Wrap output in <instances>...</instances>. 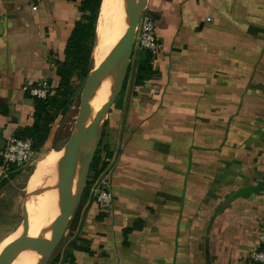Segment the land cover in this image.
<instances>
[{"label":"crops","instance_id":"crops-1","mask_svg":"<svg viewBox=\"0 0 264 264\" xmlns=\"http://www.w3.org/2000/svg\"><path fill=\"white\" fill-rule=\"evenodd\" d=\"M81 1L0 0V150L34 123L26 87H57ZM147 11L155 74L137 85V59L100 138L112 155L113 208L81 201L77 248L61 264H258L264 0H149ZM57 121L36 153L66 146ZM51 210L32 219L33 234Z\"/></svg>","mask_w":264,"mask_h":264},{"label":"water","instance_id":"water-1","mask_svg":"<svg viewBox=\"0 0 264 264\" xmlns=\"http://www.w3.org/2000/svg\"><path fill=\"white\" fill-rule=\"evenodd\" d=\"M148 1L131 0L130 19L119 38L117 49L98 76L90 78L88 74L82 91V108L76 119L73 133L66 144L68 158L62 177L63 208L60 215L52 223L40 226L34 235L30 225V215L28 212L25 213L22 225L4 242L0 249V264H6L14 245L28 237L50 241L48 252L37 262V264H48L63 239L82 201L96 152L88 154L83 146L91 135L99 133L101 138L110 109L124 89L135 52L137 26L142 14L147 11ZM104 79L110 83V95L102 103L95 116L91 118L86 104L87 92ZM56 140L57 137H54L53 149H55Z\"/></svg>","mask_w":264,"mask_h":264},{"label":"trees","instance_id":"trees-1","mask_svg":"<svg viewBox=\"0 0 264 264\" xmlns=\"http://www.w3.org/2000/svg\"><path fill=\"white\" fill-rule=\"evenodd\" d=\"M101 4L102 0L81 1L79 6L80 16L67 41L64 52L65 59L56 63V74L59 77L58 85L55 89L50 90L46 99L33 98L35 107L34 123L32 127L24 128L17 133L16 138H31L34 144V151L36 152H39L46 145L52 130L51 125L58 118H63L68 114L77 91L82 88L88 74L91 73V58L96 42ZM154 56L149 51H140L138 54L136 67L137 85L145 84L155 74L153 67ZM111 156L107 146L103 144L101 139L93 158L91 170L99 173V171L105 169ZM13 177L14 175L11 176V178ZM9 180H4L3 184ZM90 186L91 181L89 180L82 202L88 197ZM79 221L80 213L78 211L68 227L70 238L72 239L66 258H71V260H73V257L70 250L76 249L79 241L77 236ZM61 261H59L58 256L55 259L51 258L48 264H61Z\"/></svg>","mask_w":264,"mask_h":264},{"label":"rangeland","instance_id":"rangeland-1","mask_svg":"<svg viewBox=\"0 0 264 264\" xmlns=\"http://www.w3.org/2000/svg\"><path fill=\"white\" fill-rule=\"evenodd\" d=\"M126 7H128V10L131 11V6L128 0L126 1ZM130 15H131V12H130ZM99 17H100V13H99ZM97 29H98V25H97ZM96 45L93 50L91 63L94 62L95 59H99L98 58L99 55L97 53L98 49ZM139 53L140 51L135 49V52L132 58L131 67H130V72L128 75L129 78H128L127 85H129L131 79L133 78L134 71H135V65H136ZM101 68H102V65H101ZM90 69H91L90 78H94L98 76L102 71L101 69L99 73H96L97 75H93L94 73H92L91 65H90ZM85 83L86 81L84 82L82 88L77 91V95L71 103V108L68 114L63 118H58L57 131L61 136V144H66L73 133L74 127L76 125V119L78 117L79 111L82 108V91L85 86ZM101 83L102 82L97 83L87 92V100H86V104L88 103L87 105H90V103H92L94 99V95L96 91L99 90ZM103 99L104 97H102V100ZM51 154H52V150L49 151L48 153L46 150H43L40 153H36V151H34L33 160L28 166L20 168L17 170V172H14L13 174H11L9 177L10 180L7 183L5 184H3V182L0 183V249L2 245L4 244V242L22 225L24 214L27 212L29 213V215L31 214V211L34 208L33 205H36L38 197L42 198L41 196L46 193L44 196L45 200L42 201V208L39 211V214L45 211V209H47L49 206L50 208L52 207V210L48 215L50 214L56 215L57 213L61 211V205L58 202L59 199H61V198H58V197H61L60 192L57 195L56 200L53 199L52 197L48 199L46 198V195H48L49 193L53 195V193L55 192V188H56L55 186H56L57 179L56 180L48 179V181H46V179L44 178L45 181H43L44 180L43 179L42 183L41 182L36 183V184L31 183L35 170L38 166L40 165L54 166L55 165V163L51 162L52 160H50ZM90 173L93 174L94 173L93 170H90ZM12 175H14L13 178H11ZM88 181H89V178H88ZM41 184L43 186H41ZM44 186L45 187L47 186V187L45 188ZM44 188L46 189L45 192H44ZM57 205H59V207H57ZM78 211H79V208L76 213H78ZM47 223H52V222H47ZM71 239L72 238H70V231L69 229H67L63 239L61 240L60 244L58 245V247L56 248L52 256V259L53 258L55 259L58 256H59V261L64 260L66 258L67 256L66 253H68V247H69ZM16 244L14 245V248ZM14 248L6 264H12L15 261V257L13 254ZM28 256L30 257L31 255L28 254Z\"/></svg>","mask_w":264,"mask_h":264},{"label":"bare ground","instance_id":"bare-ground-1","mask_svg":"<svg viewBox=\"0 0 264 264\" xmlns=\"http://www.w3.org/2000/svg\"><path fill=\"white\" fill-rule=\"evenodd\" d=\"M126 1L127 0H102V4L100 8V17L98 20V33L96 35V42H95V45L97 43L96 46L98 49L97 53L99 55L98 57L99 59H95L94 62H92V73H94L93 75H97L96 73H99L101 69L102 70L104 69L111 55L118 47L119 38L130 19L129 17H130L131 11L128 10V7H126ZM128 2L130 6H132L131 0H128ZM101 65H102V68H101ZM89 76H90V73H89ZM109 95H110V83L107 79H105L104 81H102L101 86L99 87V90L96 91L92 103H90V105H87V108L89 110V116L91 118L95 116L100 106L107 99ZM102 97H104L103 100H102ZM99 139H100L99 133L91 135L87 139V141L85 142L83 146L86 153L92 154L96 151V147L98 145ZM67 158H68L67 146H65L60 151L52 150V154L50 155V160H52L51 162L55 163V165L54 166H46V165L38 166L31 180L32 184L33 183L36 184L39 182L42 183V177L44 175H45L46 181H48V179H52V180L57 179L56 186H55L56 187L55 192L53 193V195L49 193L48 195H46V198L48 199L52 197L53 199L56 200L57 195L60 192L61 197H58V198H61V199H59L58 202L61 205V211L63 208L62 177H63L65 165L67 162ZM43 181H45V179ZM41 186L43 185L41 184ZM45 188H44V192L46 191ZM45 194L41 196L42 198L38 197L36 205H33L34 208L32 209L31 214H30V225H31L32 219L37 217L39 211L42 208V201L45 200V197H44ZM57 207H59V205H57ZM61 211L57 213L56 215H51V214L47 216L45 215L46 221L43 222L42 225L48 224L47 222L55 221L57 217L60 215ZM28 239L30 238H27V239L24 238L16 244L14 248V252H13L15 261L12 264H22L23 260H24L23 264H37L38 260L41 257H43L41 255L43 253L44 255H46V253L48 252L50 244H51L50 241H45L40 238H34L35 240L29 243V246L27 244L28 247L26 248V241H29ZM32 239H30V241ZM28 254H30L31 256L29 257Z\"/></svg>","mask_w":264,"mask_h":264},{"label":"built area","instance_id":"built-area-1","mask_svg":"<svg viewBox=\"0 0 264 264\" xmlns=\"http://www.w3.org/2000/svg\"><path fill=\"white\" fill-rule=\"evenodd\" d=\"M135 49L149 51L154 55L159 52L160 45L156 38V22L148 11H145L136 30ZM52 89L48 81L36 85H28L26 92L32 98L46 99ZM34 144L31 138L8 139L0 150V183L9 179L18 169L28 166L33 160ZM111 169L106 167L92 179L89 195L100 210L109 212L114 205V196L110 191ZM261 248L253 252L251 259L264 264V233L259 237Z\"/></svg>","mask_w":264,"mask_h":264}]
</instances>
